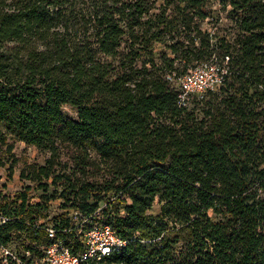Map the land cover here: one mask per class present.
Returning <instances> with one entry per match:
<instances>
[{
    "label": "trees",
    "instance_id": "1",
    "mask_svg": "<svg viewBox=\"0 0 264 264\" xmlns=\"http://www.w3.org/2000/svg\"><path fill=\"white\" fill-rule=\"evenodd\" d=\"M211 60L224 84L181 107ZM17 143L48 156L0 193V264L42 258L48 225L77 254L71 211L127 241L99 264H264V0H0L11 177Z\"/></svg>",
    "mask_w": 264,
    "mask_h": 264
},
{
    "label": "built area",
    "instance_id": "2",
    "mask_svg": "<svg viewBox=\"0 0 264 264\" xmlns=\"http://www.w3.org/2000/svg\"><path fill=\"white\" fill-rule=\"evenodd\" d=\"M226 74L227 68L216 61L199 64L194 70L178 79L179 105L190 107L193 99L204 100L209 92L216 91L224 84ZM76 214L81 216L78 212ZM87 223L88 219L85 218L77 224L83 239L81 250L77 254L69 249L59 235L61 230L55 225L44 228L50 243L41 246L42 258L25 261L17 256L14 247L3 248V253L13 256L19 264H99L105 257L126 247L127 241L119 236L110 224L97 222L88 226ZM72 227L65 229V232H71ZM25 256L31 258L30 251H26Z\"/></svg>",
    "mask_w": 264,
    "mask_h": 264
},
{
    "label": "rangeland",
    "instance_id": "3",
    "mask_svg": "<svg viewBox=\"0 0 264 264\" xmlns=\"http://www.w3.org/2000/svg\"><path fill=\"white\" fill-rule=\"evenodd\" d=\"M213 9L217 10L216 5H213ZM222 22V21H221ZM228 27V20L226 18H223V22L221 23V28H227ZM230 30L225 32L224 34H228ZM231 33V32H230ZM66 113L70 117H75L76 113L73 109L71 108H66ZM15 156L18 158L19 163L14 169L13 177H11L10 172L8 170V165L5 163V157L4 155L0 152V193L3 194H10L14 195L18 191H20L24 185L29 184L25 183L21 180L20 178V172L23 168H25L27 165L30 164H44L46 161V158L48 156L47 153L42 152L40 150H37L34 147L27 146L23 143H17L15 146V149L13 151ZM42 194V192L34 193L31 197L32 203H37L39 202V197ZM61 202L57 201L55 202L49 212V217H56L59 216L60 214H63V209L60 206ZM105 206V204H104ZM154 211H159L160 208L155 205L153 207ZM70 217L73 218L75 221L81 222L85 217L83 215H78L76 214L75 211H71L69 213ZM14 245H19L21 243V240L17 239Z\"/></svg>",
    "mask_w": 264,
    "mask_h": 264
}]
</instances>
